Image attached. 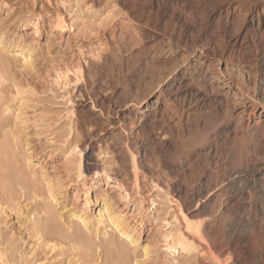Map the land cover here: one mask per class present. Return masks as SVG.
I'll use <instances>...</instances> for the list:
<instances>
[{"label":"bare ground","instance_id":"obj_1","mask_svg":"<svg viewBox=\"0 0 264 264\" xmlns=\"http://www.w3.org/2000/svg\"><path fill=\"white\" fill-rule=\"evenodd\" d=\"M118 2L130 52L111 41L99 60L56 71L67 100L79 98L77 178L94 172L121 200L149 180L175 201L185 228L163 233L171 260L195 248L196 237L218 263L240 264L241 241L248 250L264 245V0ZM29 47L23 64L31 68ZM99 144L112 156L109 168L91 154ZM102 196L109 225L136 244L139 235ZM70 212L91 222L83 209ZM0 264H10L1 249Z\"/></svg>","mask_w":264,"mask_h":264},{"label":"rangeland","instance_id":"obj_2","mask_svg":"<svg viewBox=\"0 0 264 264\" xmlns=\"http://www.w3.org/2000/svg\"><path fill=\"white\" fill-rule=\"evenodd\" d=\"M125 18L118 0H0V249L10 264H224L196 237L190 238L195 248L173 260L167 256L163 233L185 228L165 189L144 179L121 200L112 182L104 184L94 172L77 178L80 138L73 118L79 98L67 100L56 71L99 60L111 41L128 54ZM26 46L31 68L23 64ZM67 75L69 89L75 77L71 70ZM91 154L101 169L111 167L106 145ZM104 194L111 213L124 216L139 235L136 244L109 225ZM82 209L91 218L87 227L70 214ZM239 245L246 253H237L238 263H262L263 243L250 251Z\"/></svg>","mask_w":264,"mask_h":264}]
</instances>
